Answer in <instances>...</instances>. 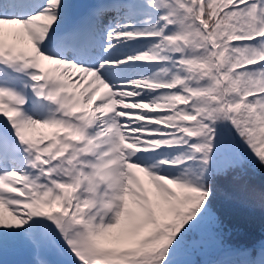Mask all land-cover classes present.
<instances>
[{"label":"snow or ice","instance_id":"obj_1","mask_svg":"<svg viewBox=\"0 0 264 264\" xmlns=\"http://www.w3.org/2000/svg\"><path fill=\"white\" fill-rule=\"evenodd\" d=\"M258 170L264 0H0V264H264Z\"/></svg>","mask_w":264,"mask_h":264},{"label":"trees","instance_id":"obj_2","mask_svg":"<svg viewBox=\"0 0 264 264\" xmlns=\"http://www.w3.org/2000/svg\"><path fill=\"white\" fill-rule=\"evenodd\" d=\"M262 177L264 173L258 170L255 179L257 186L261 183ZM212 207L225 225L226 244L237 247H258L264 243V206L259 202L230 198V194L220 191Z\"/></svg>","mask_w":264,"mask_h":264},{"label":"rangeland","instance_id":"obj_3","mask_svg":"<svg viewBox=\"0 0 264 264\" xmlns=\"http://www.w3.org/2000/svg\"><path fill=\"white\" fill-rule=\"evenodd\" d=\"M92 2H93V0H92ZM42 131H47V130H42Z\"/></svg>","mask_w":264,"mask_h":264},{"label":"water","instance_id":"obj_4","mask_svg":"<svg viewBox=\"0 0 264 264\" xmlns=\"http://www.w3.org/2000/svg\"><path fill=\"white\" fill-rule=\"evenodd\" d=\"M87 4H89V2Z\"/></svg>","mask_w":264,"mask_h":264}]
</instances>
